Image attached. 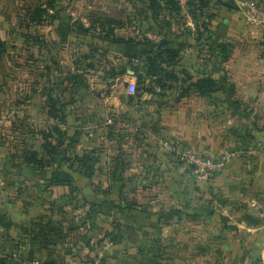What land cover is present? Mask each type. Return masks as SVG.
Returning a JSON list of instances; mask_svg holds the SVG:
<instances>
[{"label":"rangeland","instance_id":"obj_1","mask_svg":"<svg viewBox=\"0 0 264 264\" xmlns=\"http://www.w3.org/2000/svg\"><path fill=\"white\" fill-rule=\"evenodd\" d=\"M245 2L0 0V264H264Z\"/></svg>","mask_w":264,"mask_h":264},{"label":"built area","instance_id":"obj_2","mask_svg":"<svg viewBox=\"0 0 264 264\" xmlns=\"http://www.w3.org/2000/svg\"><path fill=\"white\" fill-rule=\"evenodd\" d=\"M242 5L245 6L246 8H248L251 13H253L255 15L257 14V10L254 7L253 3L245 2ZM257 17H258V19L260 20L261 23H264V15L261 12H259L257 14ZM128 91H129L130 94L134 93V91H135V84L134 83H130ZM188 157L190 158L191 163H193L196 167H199L200 165H208L209 164L208 161L203 162L200 159L194 158L190 154H188ZM202 178H204V177L202 176ZM35 264H38V263H35ZM95 264H99V263H95Z\"/></svg>","mask_w":264,"mask_h":264},{"label":"trees","instance_id":"obj_3","mask_svg":"<svg viewBox=\"0 0 264 264\" xmlns=\"http://www.w3.org/2000/svg\"><path fill=\"white\" fill-rule=\"evenodd\" d=\"M199 1H202V0H199ZM49 114H50V116H53V113H49ZM49 145H50L49 143H46V144L43 145V149H44L46 152H48V153H49V150H48ZM75 159H76L77 162L81 163V164L84 165V166H87V164L89 163V162H88V161H89V160H88L89 157H88L87 155H83V156H81V157H76ZM85 176L90 177L91 175H90L89 173H85ZM253 264H255V263H253ZM258 264H260V261H259Z\"/></svg>","mask_w":264,"mask_h":264},{"label":"water","instance_id":"obj_4","mask_svg":"<svg viewBox=\"0 0 264 264\" xmlns=\"http://www.w3.org/2000/svg\"><path fill=\"white\" fill-rule=\"evenodd\" d=\"M65 32H66V29H65ZM2 42H1V39H0V49L2 48Z\"/></svg>","mask_w":264,"mask_h":264}]
</instances>
